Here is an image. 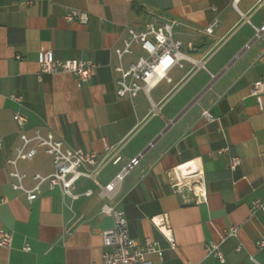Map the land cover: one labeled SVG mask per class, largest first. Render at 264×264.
<instances>
[{"label":"crops","instance_id":"crops-1","mask_svg":"<svg viewBox=\"0 0 264 264\" xmlns=\"http://www.w3.org/2000/svg\"><path fill=\"white\" fill-rule=\"evenodd\" d=\"M262 5L259 0H0V198L6 199L0 203V228L13 234L9 248L0 246V264H102L101 232L113 226L112 216L100 213L103 204L123 211L140 247L145 237L157 243L162 254L145 252L148 264H252L249 255L264 264V247L256 246L264 240V213L250 210L255 199L264 198V97L249 94L251 83L264 76V34L252 39L254 27L264 23V14L256 15ZM66 7L85 12L87 22L66 20ZM152 18L177 22L174 35L187 58L169 69V81L132 98L119 97L115 49L128 28ZM213 22L212 32L204 33ZM41 50L60 60L91 59L99 67L77 87L71 73L39 74ZM140 55L142 49L133 45L123 65ZM11 93L21 101L11 100ZM14 109L26 115L28 135L50 131L65 146L95 151L99 158L107 154L106 144L120 160L106 163L94 179H80L76 199L43 182L28 201L23 191L12 189L5 164L19 144ZM203 110L215 120L205 122ZM224 145L229 151L218 153ZM141 151L139 164L117 190L100 195ZM229 155L240 157L234 171ZM193 165L203 175L201 201L189 187H172L174 170L187 174ZM17 169L30 188L35 174L54 171L53 158L37 149L31 160L18 161ZM160 213L167 215L173 246L150 220ZM230 226L237 227V235L220 245V262L205 245L218 243ZM238 243L242 248L236 250Z\"/></svg>","mask_w":264,"mask_h":264},{"label":"built area","instance_id":"built-area-1","mask_svg":"<svg viewBox=\"0 0 264 264\" xmlns=\"http://www.w3.org/2000/svg\"><path fill=\"white\" fill-rule=\"evenodd\" d=\"M238 0H232L235 4ZM264 0H259L261 4ZM64 18L68 21L77 20L80 23L87 22V14L72 7H66ZM213 23L204 28V33L210 34L213 30ZM177 22L172 19L152 18L140 28H128L127 37L122 40V46L115 49L118 63L113 66L116 76L114 79L116 86V94L119 97H134L139 91L148 92L156 83L162 79L170 80L167 73L173 65H180L182 59L187 56L182 52V40L174 35V26ZM264 34V23L259 27H254L252 39L259 38ZM251 41L244 45L248 48ZM133 45H138L144 55H140L136 60L124 66L122 59L125 55L132 53ZM19 58V56H16ZM39 74L64 72L71 73L76 80V86L80 87L84 82L91 78L99 67V64L91 59L71 58L60 60L53 56L50 50H41L38 53ZM40 77V76H38ZM249 94L252 96L264 97V76L254 80L249 87ZM10 99L19 103L21 96L11 93ZM201 115L205 122L210 123L215 117L207 111L203 110ZM12 119L19 129V144L14 147V155L5 159V164L10 167L8 176L11 178L10 185L13 190H21L25 193L28 201L34 200L40 192V184L47 182L50 188L57 186L63 196L76 199L78 194L75 193L77 182L82 178H92L98 171L108 162L113 164L120 160L119 156L111 153L110 146L105 144L107 154L103 158H99L98 154L92 150L81 148H73L65 146L61 139L56 138L52 132L45 134L40 133L37 129L32 135L25 132L27 117L19 109L12 111ZM151 142L149 146H151ZM3 147V141L0 138V149ZM37 149H42L50 154L53 158L54 171L42 176L35 174L33 178L36 183L30 188L23 186L22 180L24 173L17 169V163L20 160H31ZM228 145L218 149V153L228 152ZM143 155L139 152L126 162L121 169L103 185L100 195L111 196L119 187L126 174L135 168ZM229 168L235 170L240 164V157L237 155H229ZM179 167V166H178ZM176 167V169L178 168ZM187 174H177L174 170V181L172 187L175 191L181 186L189 187L196 194L195 201H201L205 197L202 186L203 175L194 165L190 166ZM84 194H90L87 190ZM5 198H0V203ZM251 212L262 211L264 213V198L255 199L252 202ZM103 215H110L113 218V226L104 229L101 232L102 246L104 251L102 254V264H148L144 261L145 252L162 251L157 248V243L145 237L143 247H140L135 239L131 238L128 232L127 220L123 211L115 209L113 206L103 204L100 209ZM152 224L168 239L170 245L173 246L172 238L169 235V225L167 215L160 213L150 217ZM12 231L0 228V246L9 248L12 241ZM237 235V227L230 226L220 236L218 243L209 241L205 245V251L213 254L220 262L224 261L223 254L220 251V245L228 238H234ZM258 249L264 247V240H257ZM242 248L241 243L235 246L236 250ZM23 251H29V245H23ZM252 264H261L249 255ZM194 264V263H189Z\"/></svg>","mask_w":264,"mask_h":264},{"label":"rangeland","instance_id":"rangeland-1","mask_svg":"<svg viewBox=\"0 0 264 264\" xmlns=\"http://www.w3.org/2000/svg\"><path fill=\"white\" fill-rule=\"evenodd\" d=\"M264 14V5L257 9L256 15H263Z\"/></svg>","mask_w":264,"mask_h":264}]
</instances>
